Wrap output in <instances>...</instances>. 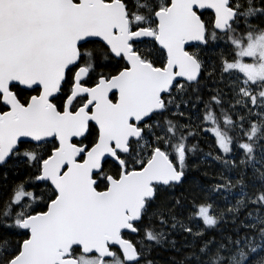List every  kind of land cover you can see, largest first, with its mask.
I'll return each mask as SVG.
<instances>
[{
	"label": "snow or ice",
	"instance_id": "6c2138e0",
	"mask_svg": "<svg viewBox=\"0 0 264 264\" xmlns=\"http://www.w3.org/2000/svg\"><path fill=\"white\" fill-rule=\"evenodd\" d=\"M0 168V264H264V0H0Z\"/></svg>",
	"mask_w": 264,
	"mask_h": 264
},
{
	"label": "trees",
	"instance_id": "16d2710c",
	"mask_svg": "<svg viewBox=\"0 0 264 264\" xmlns=\"http://www.w3.org/2000/svg\"><path fill=\"white\" fill-rule=\"evenodd\" d=\"M206 16H212L214 15L212 12L206 10L205 11ZM207 88L212 89L214 88V85L211 82H206ZM200 140L203 141L200 143V148L203 150V152H208L210 150H213L212 142L210 137L208 136H201ZM193 143H196V141H193ZM199 167L190 170L189 172V180L187 183L184 184L182 188H178L176 190L177 194L183 193L185 196H187L189 199H191L193 196H200L204 193L201 192V187H208L211 184H214L216 182V178L218 174L222 171V169L217 165L213 164L210 161L204 162L203 158L201 157L198 161ZM3 171L4 169L0 168V198L4 197L5 190L10 189L12 184L16 181H19L24 178V173L21 171L19 174H16L13 170H9L8 178L7 180L3 177ZM206 173V175H205ZM221 209L224 208L225 203L222 200V198H218ZM241 219H243V215L241 216ZM225 228H230L231 225L224 226ZM219 232V229H217L215 232L210 231L208 233V236L211 237L213 235H217ZM141 237L138 239H134L133 241L140 240ZM170 239H176L180 243H182V238L178 234H173V236L170 237ZM179 247V244H178ZM180 253L177 251L169 248L167 245L161 247L156 246V248L153 250L151 256L149 258L154 259L156 261V264H169V261L175 257L176 259L180 258Z\"/></svg>",
	"mask_w": 264,
	"mask_h": 264
},
{
	"label": "flooded vegetation",
	"instance_id": "af4514ba",
	"mask_svg": "<svg viewBox=\"0 0 264 264\" xmlns=\"http://www.w3.org/2000/svg\"><path fill=\"white\" fill-rule=\"evenodd\" d=\"M140 236H137L136 234L134 233H128L126 238L127 239H130V240H134V239H138Z\"/></svg>",
	"mask_w": 264,
	"mask_h": 264
},
{
	"label": "water",
	"instance_id": "95a60500",
	"mask_svg": "<svg viewBox=\"0 0 264 264\" xmlns=\"http://www.w3.org/2000/svg\"><path fill=\"white\" fill-rule=\"evenodd\" d=\"M208 11H210V12H212L213 13V10H211V9H207ZM204 12L206 11V10H203ZM214 14V13H213ZM190 43H192L193 45H196V44H198L199 42H190Z\"/></svg>",
	"mask_w": 264,
	"mask_h": 264
},
{
	"label": "rangeland",
	"instance_id": "374dc122",
	"mask_svg": "<svg viewBox=\"0 0 264 264\" xmlns=\"http://www.w3.org/2000/svg\"><path fill=\"white\" fill-rule=\"evenodd\" d=\"M248 62H250V61H248Z\"/></svg>",
	"mask_w": 264,
	"mask_h": 264
}]
</instances>
